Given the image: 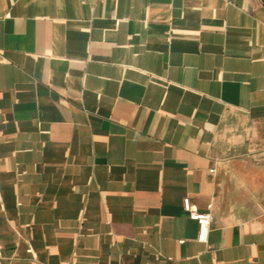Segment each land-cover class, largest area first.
<instances>
[{"label":"crops","instance_id":"0c3cea01","mask_svg":"<svg viewBox=\"0 0 264 264\" xmlns=\"http://www.w3.org/2000/svg\"><path fill=\"white\" fill-rule=\"evenodd\" d=\"M0 264H264V0H0Z\"/></svg>","mask_w":264,"mask_h":264},{"label":"built area","instance_id":"2783aa9c","mask_svg":"<svg viewBox=\"0 0 264 264\" xmlns=\"http://www.w3.org/2000/svg\"><path fill=\"white\" fill-rule=\"evenodd\" d=\"M214 169H211L213 172ZM184 208L189 213L191 219L196 220L198 223V241L204 242L207 239L208 229L211 223V210L212 206L209 205L205 211H197L192 208L190 199L184 198L183 200Z\"/></svg>","mask_w":264,"mask_h":264}]
</instances>
